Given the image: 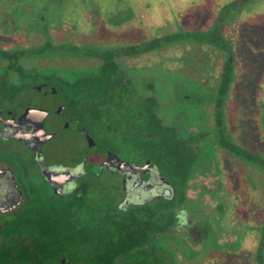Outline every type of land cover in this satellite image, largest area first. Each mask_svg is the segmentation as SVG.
<instances>
[{
    "label": "flooded vegetation",
    "instance_id": "obj_1",
    "mask_svg": "<svg viewBox=\"0 0 264 264\" xmlns=\"http://www.w3.org/2000/svg\"><path fill=\"white\" fill-rule=\"evenodd\" d=\"M259 4L0 0V264H264Z\"/></svg>",
    "mask_w": 264,
    "mask_h": 264
},
{
    "label": "rangeland",
    "instance_id": "obj_2",
    "mask_svg": "<svg viewBox=\"0 0 264 264\" xmlns=\"http://www.w3.org/2000/svg\"><path fill=\"white\" fill-rule=\"evenodd\" d=\"M243 17L246 24L244 28L240 25V27L244 29L242 30V32H244V37H242L241 40L247 39V41H250L255 46V48L246 49V52L252 56L249 61L253 62V65L258 63V66L255 65V69L261 72L264 70V65H259V55L263 49L259 50L258 46H260L261 42H264V4L255 6L251 13L246 14Z\"/></svg>",
    "mask_w": 264,
    "mask_h": 264
}]
</instances>
